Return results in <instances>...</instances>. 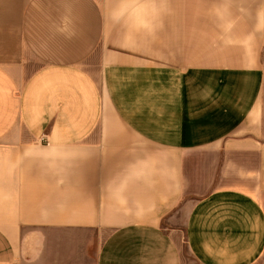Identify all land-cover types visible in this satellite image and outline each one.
Segmentation results:
<instances>
[{"label":"crops","instance_id":"1","mask_svg":"<svg viewBox=\"0 0 264 264\" xmlns=\"http://www.w3.org/2000/svg\"><path fill=\"white\" fill-rule=\"evenodd\" d=\"M263 255L264 0H0V264Z\"/></svg>","mask_w":264,"mask_h":264},{"label":"rangeland","instance_id":"2","mask_svg":"<svg viewBox=\"0 0 264 264\" xmlns=\"http://www.w3.org/2000/svg\"><path fill=\"white\" fill-rule=\"evenodd\" d=\"M185 259L187 260L188 257L185 256ZM190 264V263H189ZM255 264H264V255L262 256V258H260V260H258Z\"/></svg>","mask_w":264,"mask_h":264}]
</instances>
